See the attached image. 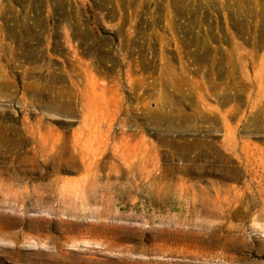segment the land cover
Here are the masks:
<instances>
[{
  "label": "rangeland",
  "instance_id": "obj_1",
  "mask_svg": "<svg viewBox=\"0 0 264 264\" xmlns=\"http://www.w3.org/2000/svg\"><path fill=\"white\" fill-rule=\"evenodd\" d=\"M0 264H264V0H0Z\"/></svg>",
  "mask_w": 264,
  "mask_h": 264
}]
</instances>
